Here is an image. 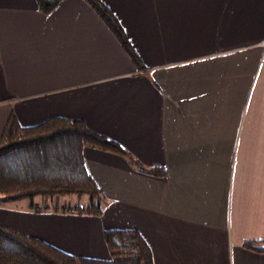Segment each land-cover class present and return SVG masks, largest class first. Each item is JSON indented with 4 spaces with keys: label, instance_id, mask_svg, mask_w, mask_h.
Returning a JSON list of instances; mask_svg holds the SVG:
<instances>
[{
    "label": "crops",
    "instance_id": "crops-1",
    "mask_svg": "<svg viewBox=\"0 0 264 264\" xmlns=\"http://www.w3.org/2000/svg\"><path fill=\"white\" fill-rule=\"evenodd\" d=\"M102 1L142 68L83 0H0V135L11 112L80 119L129 156L84 147L99 212L0 199V225L80 257L135 229L153 264H264L243 245L264 239V0Z\"/></svg>",
    "mask_w": 264,
    "mask_h": 264
},
{
    "label": "trees",
    "instance_id": "trees-1",
    "mask_svg": "<svg viewBox=\"0 0 264 264\" xmlns=\"http://www.w3.org/2000/svg\"><path fill=\"white\" fill-rule=\"evenodd\" d=\"M35 1L47 14L62 0ZM83 1L100 17L136 67L142 68L115 14L102 0ZM86 146L128 156L117 141L92 131L80 119L50 117L34 126H22L11 112L0 135V199L87 195L90 203L75 209L99 212L103 195L86 169ZM133 163L153 176L167 174L163 167L148 168L137 160ZM104 241L109 259L80 257L0 225V264H153L151 248L135 229H106ZM243 245L264 252V239Z\"/></svg>",
    "mask_w": 264,
    "mask_h": 264
},
{
    "label": "rangeland",
    "instance_id": "rangeland-1",
    "mask_svg": "<svg viewBox=\"0 0 264 264\" xmlns=\"http://www.w3.org/2000/svg\"><path fill=\"white\" fill-rule=\"evenodd\" d=\"M48 198L49 199L50 198L51 199H56V201H58V202H60L63 198H66V200L68 201L67 203L72 204L74 202V199H76V198H79L80 203H84L87 199H89V196H87V195H84V196H81V197H78V196H75V195H73V196H65V197L64 196H54V197L49 196Z\"/></svg>",
    "mask_w": 264,
    "mask_h": 264
},
{
    "label": "built area",
    "instance_id": "built-area-1",
    "mask_svg": "<svg viewBox=\"0 0 264 264\" xmlns=\"http://www.w3.org/2000/svg\"><path fill=\"white\" fill-rule=\"evenodd\" d=\"M66 210H67V211H73V209H71V208H66Z\"/></svg>",
    "mask_w": 264,
    "mask_h": 264
}]
</instances>
